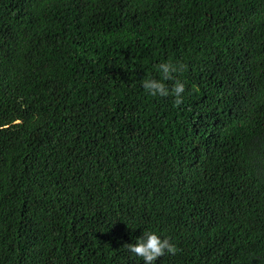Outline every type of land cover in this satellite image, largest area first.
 Returning <instances> with one entry per match:
<instances>
[{"label":"trees","instance_id":"16d2710c","mask_svg":"<svg viewBox=\"0 0 264 264\" xmlns=\"http://www.w3.org/2000/svg\"><path fill=\"white\" fill-rule=\"evenodd\" d=\"M145 230L264 264V0H0V264H143Z\"/></svg>","mask_w":264,"mask_h":264},{"label":"clouds","instance_id":"9594fccd","mask_svg":"<svg viewBox=\"0 0 264 264\" xmlns=\"http://www.w3.org/2000/svg\"><path fill=\"white\" fill-rule=\"evenodd\" d=\"M160 78H144L141 87L152 97H173L175 106L183 103L185 82L177 78L185 71L186 66L179 61L163 62L154 66ZM171 81V87L166 82ZM127 251L140 258L143 264H156V261L165 254L174 255L178 251L176 244L167 236L158 234L154 230H145L137 237L134 243L125 245Z\"/></svg>","mask_w":264,"mask_h":264}]
</instances>
